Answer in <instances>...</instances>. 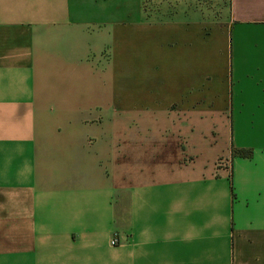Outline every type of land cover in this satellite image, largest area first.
Segmentation results:
<instances>
[{
    "label": "crops",
    "instance_id": "crops-1",
    "mask_svg": "<svg viewBox=\"0 0 264 264\" xmlns=\"http://www.w3.org/2000/svg\"><path fill=\"white\" fill-rule=\"evenodd\" d=\"M122 2L0 0V264H264V0ZM121 39L172 116L118 121Z\"/></svg>",
    "mask_w": 264,
    "mask_h": 264
},
{
    "label": "rangeland",
    "instance_id": "rangeland-1",
    "mask_svg": "<svg viewBox=\"0 0 264 264\" xmlns=\"http://www.w3.org/2000/svg\"><path fill=\"white\" fill-rule=\"evenodd\" d=\"M123 0H118V2H122ZM124 3L122 2L121 5ZM149 11L152 13L153 9L152 7L149 8ZM122 44H124V41L121 39L118 41L117 45V53H116V68H117V85L118 87H125V83L131 85L132 87L138 89V90H143V96L145 93V105H143L142 108H135V109H128V108H123L119 107L116 109V117L118 121L124 122L126 120V117L130 116L131 113H134L138 110H141L144 112L146 116H161L164 112L169 113V115H173L174 112L178 111V108L180 106V102L176 103V106L174 104L167 105L168 100H171V94L167 93H162L161 89L158 86V65L156 61V45L154 41L149 40L148 43V50H147V59L145 61H141L139 57H134L133 61L131 62V67L130 64L129 66H126V62L124 61V53L123 48H121ZM196 48L195 52L197 53V59L195 57L194 60H191V69L194 71L196 69V75H195V81L196 84L199 88L204 89L208 87L210 84L215 82L214 78L211 77H205L204 73H207L205 69V61L203 59L202 54L200 50H202V53L204 52V49H207L209 47L204 46L201 47L200 42L197 43L196 40ZM169 49L171 52L175 51V47H170ZM200 49V50H199ZM222 59L219 61L220 66H221V71L223 70V66L221 64ZM217 63V62H216ZM132 68V76L131 77H126L124 76V70H128ZM169 75H167L168 79L164 83V87L168 86H174L175 84H179L180 86H184L185 80L184 76L187 73L188 66L184 62H178L176 59H171L169 63ZM200 76V77H199ZM198 78V80H197ZM223 78V76H222ZM224 79V78H223ZM127 81V82H126ZM233 83H235L232 80ZM215 84V83H214ZM170 96V97H169ZM169 97V98H168ZM164 105V108L167 109H162L161 106ZM172 105V108H170ZM206 105L201 103V106L204 107ZM170 108V109H169ZM214 113L216 112V108H212ZM129 113V114H128ZM228 119L230 120V113L227 114ZM127 117V118H128ZM205 126L203 125L202 128Z\"/></svg>",
    "mask_w": 264,
    "mask_h": 264
},
{
    "label": "trees",
    "instance_id": "trees-1",
    "mask_svg": "<svg viewBox=\"0 0 264 264\" xmlns=\"http://www.w3.org/2000/svg\"><path fill=\"white\" fill-rule=\"evenodd\" d=\"M236 155L240 156V157H248L250 154V151L248 150H238L236 152H234Z\"/></svg>",
    "mask_w": 264,
    "mask_h": 264
},
{
    "label": "built area",
    "instance_id": "built-area-1",
    "mask_svg": "<svg viewBox=\"0 0 264 264\" xmlns=\"http://www.w3.org/2000/svg\"><path fill=\"white\" fill-rule=\"evenodd\" d=\"M119 244V240L117 238L116 235H114L111 240H110V245L114 246V245H118Z\"/></svg>",
    "mask_w": 264,
    "mask_h": 264
}]
</instances>
